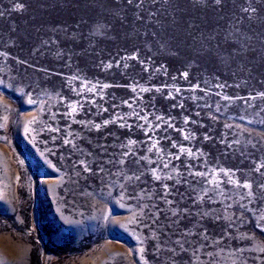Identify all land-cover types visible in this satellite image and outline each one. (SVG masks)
<instances>
[{
	"label": "rangeland",
	"instance_id": "rangeland-1",
	"mask_svg": "<svg viewBox=\"0 0 264 264\" xmlns=\"http://www.w3.org/2000/svg\"><path fill=\"white\" fill-rule=\"evenodd\" d=\"M0 264H264V0H0Z\"/></svg>",
	"mask_w": 264,
	"mask_h": 264
},
{
	"label": "snow or ice",
	"instance_id": "snow-or-ice-1",
	"mask_svg": "<svg viewBox=\"0 0 264 264\" xmlns=\"http://www.w3.org/2000/svg\"><path fill=\"white\" fill-rule=\"evenodd\" d=\"M129 3L132 2V0H128ZM217 4L221 3V0H215ZM245 11H248V9H245ZM252 11H255V9H252ZM245 187H248L249 185H244Z\"/></svg>",
	"mask_w": 264,
	"mask_h": 264
}]
</instances>
